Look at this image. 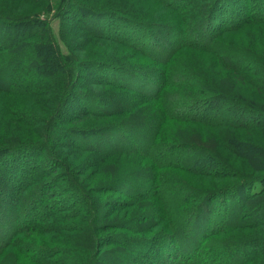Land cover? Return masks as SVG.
Listing matches in <instances>:
<instances>
[{"label": "trees", "instance_id": "trees-1", "mask_svg": "<svg viewBox=\"0 0 264 264\" xmlns=\"http://www.w3.org/2000/svg\"><path fill=\"white\" fill-rule=\"evenodd\" d=\"M34 1L0 14V264H264V45L230 41L264 0Z\"/></svg>", "mask_w": 264, "mask_h": 264}, {"label": "rangeland", "instance_id": "rangeland-1", "mask_svg": "<svg viewBox=\"0 0 264 264\" xmlns=\"http://www.w3.org/2000/svg\"><path fill=\"white\" fill-rule=\"evenodd\" d=\"M40 6V2L38 1L37 3L34 1V0H0V14L4 17V18H12L13 20H23L22 18L23 17H25L26 15H29L30 13H33V12H36V11H38V10H40V8H38V7H36V6ZM29 17V16H28ZM52 26H53V29H54V32H55V34L57 35V37H58V41H59V43H60V45H61V47H62V49H63V51H67V49L65 48V45L63 44V39L61 38L60 39V37H59V30L62 28V22L60 21V20H58V19H55V20H53L52 21ZM2 28H4L1 24H0V32H1V30H2V32H4L3 31V29ZM69 30L70 31H72L73 29H71V28H69ZM255 34H256V29H255V33H253V32H245L243 35H240V33H237V34H233V36L230 38V41H232V42H234V41H237V42H240L241 44H243V45H252V43H254L255 45H257V43L258 42H261L262 43V45H264V39L260 36V41H259V38H258V36H259V34H256L257 36L255 37ZM254 36V37H253ZM264 36V35H263ZM73 38V37H72ZM71 41H72V39L71 40H69V39H64V42H66V44L68 43V44H71ZM80 42H82V40H80V39H77L76 41L74 40V41H72V43H73V45L75 46V47H77V46H79V44H80ZM93 45V44H92ZM91 45V46H92ZM261 45V46H262ZM80 47V46H79ZM93 48H96L94 45H93ZM261 49L262 50H264V47H261ZM113 50H115V52H117L118 50H117V47H113ZM113 55V54H112ZM114 58H117V57H114ZM33 60L35 61V63H37V64H41L40 62H41V60L39 61V59H38V57L37 56H35V57H33ZM123 60L124 61H127L128 62V64H133V62H136V60H137V58H134V57H128V59H124L123 58ZM46 60H44L43 62H45ZM47 63V62H46ZM42 65V64H41ZM55 67V66H54ZM41 69H44L45 70V72L47 71V72H49V70H48V67H46V65H42V66H39V68H38V70H39V72H41L40 70ZM212 69V68H211ZM217 70L220 72V74L221 75H223V76H228V75H226L227 73L228 74H230V72H228V71H226V70H224V71H222V70H220L219 68H217ZM216 69H213L212 71H210V74L211 75H213V76H218V71H217ZM227 72V73H226ZM30 73V72H29ZM40 74H38V76H39ZM38 78H41V79H43V77H38ZM251 86V85H250ZM253 86V88H254V85H252ZM60 88V87H59ZM59 88H57L56 90H54V91H57ZM54 91H52V92H54ZM51 92V93H52ZM245 120L246 121H248L249 120V117L247 116V117H245ZM42 125H39L38 127H37V131H38V129L40 130V127H41ZM40 132H41V130H40ZM39 132V133H40ZM238 133H239V131H238ZM239 134H241V135H245L246 134V132H244V131H241ZM8 138H13V137H11V136H8ZM38 138H40V136L38 137ZM9 139V140H10ZM11 140H13V139H11ZM51 147L53 148V151L55 152V149H54V146L53 145H51ZM75 154H77L78 156H80L79 154L80 153H76L75 152ZM48 157H46L45 156V154L41 157V162H38L37 164H38V170L37 171H42V170H45V168L42 166V165H44V164H47L46 162L48 161V159H47ZM79 162V161H78ZM106 169H105V171H107L106 173H108V172H110V171H113V170H115V166H112V165H108V166H106L105 167ZM136 168V167H135ZM135 168L133 169V168H126L127 170H128V173L126 174V173H124V174H122V175H119V177H126V176H128V175H130V174H132V171H134L135 170ZM141 171L142 172H144L145 170V168H144V165H141ZM62 170L63 169H57V174H60L61 172H62ZM56 174V175H57ZM59 177H60V179H62V180H66V178H64V176H63V174H60L59 175ZM62 184H65V183H62ZM94 196V198L97 200H102V202H108V200H110V201H116V200H120V199H122L123 198V196L120 194V193H118V192H113V193H111V194H109V195H107L105 198H102V196H101V194H99V193H97V194H94L93 195ZM22 264H30L29 262H24V263H22Z\"/></svg>", "mask_w": 264, "mask_h": 264}]
</instances>
